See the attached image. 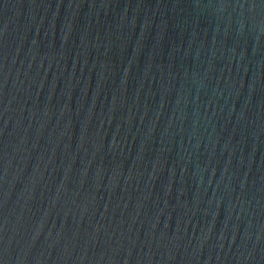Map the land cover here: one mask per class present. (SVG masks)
Segmentation results:
<instances>
[{"label": "water", "instance_id": "1", "mask_svg": "<svg viewBox=\"0 0 264 264\" xmlns=\"http://www.w3.org/2000/svg\"><path fill=\"white\" fill-rule=\"evenodd\" d=\"M0 264H264V0H0Z\"/></svg>", "mask_w": 264, "mask_h": 264}]
</instances>
